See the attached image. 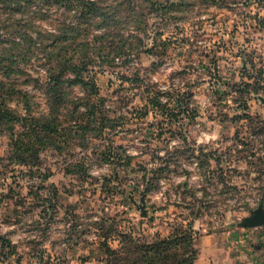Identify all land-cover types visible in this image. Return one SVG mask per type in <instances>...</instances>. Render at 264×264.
Segmentation results:
<instances>
[{"label":"rangeland","instance_id":"rangeland-1","mask_svg":"<svg viewBox=\"0 0 264 264\" xmlns=\"http://www.w3.org/2000/svg\"><path fill=\"white\" fill-rule=\"evenodd\" d=\"M1 110L0 264H264V0H0Z\"/></svg>","mask_w":264,"mask_h":264},{"label":"trees","instance_id":"trees-1","mask_svg":"<svg viewBox=\"0 0 264 264\" xmlns=\"http://www.w3.org/2000/svg\"><path fill=\"white\" fill-rule=\"evenodd\" d=\"M90 3H93V2L90 1ZM70 67L72 68L74 67L73 69L76 70L78 65L75 63H71V65H68L67 69H70ZM177 94H178L176 95L177 98H175L174 96H170V97H167V99L164 102L160 101L159 98L157 99V101L155 98H153L152 102L156 104L157 106L156 108L160 110V112H163L164 115L168 114V116H172V117L174 116L178 118V116L182 112H187L190 109L193 111L194 109L190 107L188 104L189 101L186 100V91L184 93H177ZM190 96L192 95L190 94ZM190 96H188V98ZM172 102H175L176 104L175 107L171 105ZM3 117L8 118L11 122L12 121L15 122L17 120L23 119L22 117H20V115H16L8 110L0 111V119H2ZM9 127L13 129L12 124L9 125ZM44 127L45 129H49L50 131H53V128L47 123L44 125ZM106 152H111V148H109L108 151ZM25 164H28V163L25 162ZM130 164H131V158L129 157L127 160L126 166L129 167ZM80 168H83V166L80 165ZM78 170L79 169H76V168L71 169L72 172H77ZM68 171H70V169H68ZM147 181L149 182L148 185L151 186L152 185V183H150L151 181L150 180H147ZM139 192L142 194V189H140ZM128 197L129 199H132L130 195H128ZM191 224L192 222L189 223L190 228L188 229H186L184 226L177 227L171 235L167 237H159V239L156 242L152 243V245H145V247L143 248L142 255L135 257L133 260L128 259L124 261L122 258L114 259L113 254L117 253L118 250L116 248H113L108 241H105L103 243V247L107 254V258L105 260L107 264H194V261L197 257V250L193 246L194 238H193V234L191 233L193 232V229H192L193 225ZM186 235H188L187 238H186ZM128 237H131L129 233H122V238L120 240L121 245L119 249L123 250V246H124V249L125 247L126 249L129 248V246H127L126 244V241H128ZM184 237L187 239L186 248H188L191 252L189 253L187 258L183 257L178 260L170 261L166 253H168V251L171 249L170 247L178 246L180 243V240ZM2 239L5 243H7V246H13L10 240L7 239L6 237L2 236ZM12 248L15 251L14 246ZM9 253L11 252H7L5 254L8 255Z\"/></svg>","mask_w":264,"mask_h":264},{"label":"water","instance_id":"water-1","mask_svg":"<svg viewBox=\"0 0 264 264\" xmlns=\"http://www.w3.org/2000/svg\"><path fill=\"white\" fill-rule=\"evenodd\" d=\"M142 215H147L146 210V195L143 192L141 195V203H140ZM264 224V205L261 203L257 206L256 209L253 210L252 215L247 216L244 221L243 225L247 226H258Z\"/></svg>","mask_w":264,"mask_h":264},{"label":"crops","instance_id":"crops-1","mask_svg":"<svg viewBox=\"0 0 264 264\" xmlns=\"http://www.w3.org/2000/svg\"><path fill=\"white\" fill-rule=\"evenodd\" d=\"M142 195V194H141Z\"/></svg>","mask_w":264,"mask_h":264}]
</instances>
